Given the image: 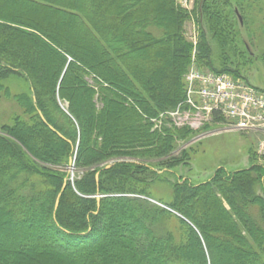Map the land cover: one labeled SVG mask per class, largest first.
Segmentation results:
<instances>
[{
	"label": "trees",
	"instance_id": "trees-1",
	"mask_svg": "<svg viewBox=\"0 0 264 264\" xmlns=\"http://www.w3.org/2000/svg\"><path fill=\"white\" fill-rule=\"evenodd\" d=\"M252 1L0 0V97L21 111L0 123V264H264V155L193 184L173 153L195 132L168 114L191 65L247 83Z\"/></svg>",
	"mask_w": 264,
	"mask_h": 264
},
{
	"label": "rangeland",
	"instance_id": "rangeland-1",
	"mask_svg": "<svg viewBox=\"0 0 264 264\" xmlns=\"http://www.w3.org/2000/svg\"><path fill=\"white\" fill-rule=\"evenodd\" d=\"M191 8L188 6V9ZM244 15H246L245 25L242 24L241 14L237 15L241 21L238 27V43L242 52L240 61L242 75L247 83L264 91V0H253L251 9H248ZM193 35H197L194 24L191 21L186 22L185 36L191 38ZM9 85L13 93L20 90L14 82H9ZM20 112L16 104L0 97V123L10 122V118ZM170 118L177 127L185 125L195 132L193 137L186 142H179L173 153L177 154L184 149L190 152V168H179L176 173L189 178L193 184L208 180L215 169L220 167L227 171L247 168L250 163L249 149L256 152L258 160L264 155V131L228 130L227 121L222 117L214 121L211 116L205 117L197 111L181 110L177 116H170ZM114 161L105 162L100 167L110 165ZM72 168L71 171L61 170L67 173V179L71 184L81 175V171H78L74 165ZM154 192H156L154 199H168L169 186L162 183L155 184ZM149 200L159 204L152 199ZM229 263L235 264L236 262L230 261Z\"/></svg>",
	"mask_w": 264,
	"mask_h": 264
},
{
	"label": "built area",
	"instance_id": "built-area-1",
	"mask_svg": "<svg viewBox=\"0 0 264 264\" xmlns=\"http://www.w3.org/2000/svg\"><path fill=\"white\" fill-rule=\"evenodd\" d=\"M185 9L192 6V0H176ZM187 111L222 117L228 130L258 132L264 131V94L241 80H234L226 74L205 72L191 65L184 76ZM180 107L169 116H177Z\"/></svg>",
	"mask_w": 264,
	"mask_h": 264
},
{
	"label": "water",
	"instance_id": "water-1",
	"mask_svg": "<svg viewBox=\"0 0 264 264\" xmlns=\"http://www.w3.org/2000/svg\"><path fill=\"white\" fill-rule=\"evenodd\" d=\"M50 129L51 130H53L51 127H50ZM60 136V135H59ZM75 155V154H74ZM74 159H75V156H73V157H71L70 159H69V161H68V166H67V169L69 170L70 168H71V164H72V162L74 161ZM96 179H97V175H96ZM63 187H64V185H63ZM58 199H59V195H58V197H57V199H56V201H55V208L57 207V205H58ZM150 202H152V203H154V204H157V203H155V202H153V201H151V200H149ZM158 206H160V207H163V208H165L164 206H162V205H160V204H157ZM166 209V208H165Z\"/></svg>",
	"mask_w": 264,
	"mask_h": 264
}]
</instances>
